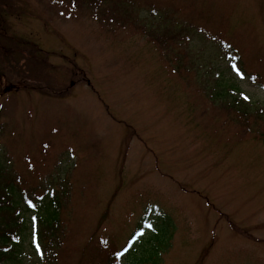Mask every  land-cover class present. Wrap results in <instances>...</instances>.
Segmentation results:
<instances>
[{
  "label": "rangeland",
  "instance_id": "1",
  "mask_svg": "<svg viewBox=\"0 0 264 264\" xmlns=\"http://www.w3.org/2000/svg\"><path fill=\"white\" fill-rule=\"evenodd\" d=\"M20 1L0 5V36L6 38L0 43L37 42L53 53V65L65 61L60 55L73 63L76 57L80 70L68 66L70 74L57 67V86L65 91L54 96L35 89L43 81L0 63L1 90L11 89L0 93L2 165L11 168L10 155L17 185L72 187V201L60 210L61 225L69 212L62 247L71 255L55 253L54 264H99L127 247L148 220L150 240L137 241L140 261L133 264H264L263 146L227 122L209 120V103L196 104L193 91L176 75L170 78L171 56L152 51L159 50L155 37L148 50L140 28L135 38L127 37L117 25L96 20L119 19L105 2L93 0L89 8L90 0ZM149 1L163 6L159 14L167 20L150 6H134L139 23L180 32L181 11V31L194 38L176 40L175 47L191 54L193 46L195 56L194 45H202L198 68L213 65L211 85L232 84L251 104L264 106V0ZM60 5L71 18L54 13ZM22 9L32 14L21 17ZM26 226L20 240L25 264H31L29 221Z\"/></svg>",
  "mask_w": 264,
  "mask_h": 264
},
{
  "label": "trees",
  "instance_id": "2",
  "mask_svg": "<svg viewBox=\"0 0 264 264\" xmlns=\"http://www.w3.org/2000/svg\"><path fill=\"white\" fill-rule=\"evenodd\" d=\"M79 1L83 2L84 0ZM12 2L13 0H0V5H14ZM20 2L22 6H26L23 0ZM72 2L76 4V0H72ZM93 2V0L88 2L89 8ZM58 3L64 5L67 0H59ZM53 4L51 3L50 9L54 11L58 5L55 2ZM60 7L65 8L62 5ZM0 37L1 41L6 39L3 35ZM17 39L18 41L10 39L12 44L7 40H5V44L0 43V52L3 53L4 62L6 61L11 68L18 70L17 72L21 73L23 77L34 81L37 79L43 81V86L38 85L37 81V84L34 85L39 92L46 95L62 96L63 93L58 92L60 88L57 86L61 84L62 75L57 71V66L50 63L49 54L39 49L35 44H27L22 38ZM168 39L162 37L160 40L165 56L169 53L173 55L171 61L174 58L173 68L180 77V84L188 86L193 91L196 104L199 102L209 103V120L227 122L228 128H231V124L234 122L238 130L241 127L250 126L247 131L249 137L264 145V112H261L260 109H251L242 98L230 97L226 85L221 86L218 82L220 90H218L217 84H215L216 86L211 85L210 72L208 70L199 72L197 63L186 54L185 50L179 48L174 52L176 47H173L174 43L170 42L176 39L175 35L171 36V40L168 41ZM3 47L4 50H2ZM21 61H23L24 67H22ZM47 68H50L52 73H49ZM58 68L62 69V72L72 74V70L68 68ZM2 73L0 75H3ZM2 77L4 78V76ZM1 158L0 150V263L7 261L9 264H25V242L24 239L20 240V236L28 227L26 226L27 221L30 222V229L34 231L35 243L33 245L36 246L34 248L29 241L30 251L28 254L33 259L31 264H43L42 258H45V264H54L56 255L60 251L65 252V255L69 257L70 250L62 247V245L67 246L62 243L69 235L64 225L60 224L58 208L62 199L60 193L68 192L72 188L71 185H59L58 189L53 190V196L43 202L37 190L45 191L46 188L31 186L22 181H19V185H17L18 171L13 168L12 157L8 155L11 168L2 165ZM44 199L45 197H43ZM32 208L36 213L30 219L28 212ZM150 235L144 240L149 242ZM129 257L131 264L136 260L140 261V253H131Z\"/></svg>",
  "mask_w": 264,
  "mask_h": 264
},
{
  "label": "snow or ice",
  "instance_id": "3",
  "mask_svg": "<svg viewBox=\"0 0 264 264\" xmlns=\"http://www.w3.org/2000/svg\"><path fill=\"white\" fill-rule=\"evenodd\" d=\"M117 255L119 256V255H121L120 253H117Z\"/></svg>",
  "mask_w": 264,
  "mask_h": 264
}]
</instances>
